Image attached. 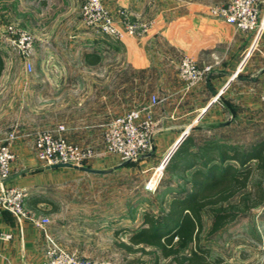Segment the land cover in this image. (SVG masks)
Segmentation results:
<instances>
[{
  "label": "rangeland",
  "instance_id": "rangeland-1",
  "mask_svg": "<svg viewBox=\"0 0 264 264\" xmlns=\"http://www.w3.org/2000/svg\"><path fill=\"white\" fill-rule=\"evenodd\" d=\"M100 1L119 35L116 32L117 36H111L103 29L89 25L85 13L91 8L92 0H0V53L6 62L2 78L8 79L1 82L4 85L0 84V88L5 91L0 97V141L7 143L12 134L16 137L11 147L16 159L10 177L18 174L28 180L40 168L26 158L21 160L23 156H18L16 144L33 140L37 159L35 141L38 134L54 132L60 126L66 127L65 137L69 143L94 151L95 158L86 167H100V170L118 167L125 162L109 154L104 143L108 124L114 118L143 107H133L117 117L91 119L94 124L99 121L93 129H79L91 121L80 117L76 107L61 112L66 115L64 118L58 114L54 118L52 111L44 107L45 104L41 109H36L35 105L38 104L30 101L31 88L26 84L28 79L34 77V69L31 67L30 71L29 66H32L35 48H40L38 56L42 64L47 61V49L50 50L51 46L75 45L77 33L83 29L114 41L128 38L141 40L155 27L158 13H161L164 17L162 20L167 24L192 13L217 18L212 10L230 0H142L144 4H149L148 12L143 11L147 13L144 16L132 10V0L130 4H126L128 0ZM134 1L140 4V0ZM143 10H146V6H143ZM24 36L31 40V45L22 50L20 42ZM55 49L52 48V52ZM252 128L246 125L245 129H227L219 140L232 147L248 149L253 143L264 139V129ZM157 131L155 129L152 133L153 142ZM164 152L159 156L155 153L148 159L131 162L108 175L87 176L64 169L65 176H55L54 182L43 186L44 190L38 192L40 200L51 201V208L47 212H36L27 206L32 198L28 189L31 181L24 179L20 184L4 187L22 189L27 195V215H32L34 219L49 218V228L54 230V236L50 233L53 238L63 248L84 260L99 264H174L160 256L157 261L154 254L128 253L118 246L121 242L129 243L132 233L142 226L146 212L157 216L166 213L172 196H179L180 191L188 188L182 176L166 169L169 162L165 166L162 164L168 151ZM37 164L43 163L37 159ZM251 165L255 167V163ZM254 184L255 179L251 181V186ZM251 192L250 187L230 202L207 208L203 212L202 245L212 250L214 258H221L222 264H264V205L252 208L247 213L241 210L240 205L241 200ZM232 208L239 210L238 219L222 232L211 236L216 215ZM152 250L147 248V251Z\"/></svg>",
  "mask_w": 264,
  "mask_h": 264
},
{
  "label": "crops",
  "instance_id": "crops-1",
  "mask_svg": "<svg viewBox=\"0 0 264 264\" xmlns=\"http://www.w3.org/2000/svg\"><path fill=\"white\" fill-rule=\"evenodd\" d=\"M143 2L140 0V4H135L132 0L131 7L136 14L144 16L147 13L143 11L148 12L149 4ZM140 5L146 6V10ZM163 18L158 13L155 27L141 40L114 41L83 29L77 33L75 45L47 49V61L42 64L38 56L40 48H35L32 60L34 77L26 83L31 88L30 101L38 104L36 109L45 104L54 118L57 114L64 118L66 115L61 112L76 107L80 117L91 121L79 129H93L99 121L94 124L91 119L123 115L133 107L149 105L153 96L165 98L153 109L158 122L154 140L156 155L168 151L162 164L188 137H192L197 146L211 141L229 145L219 140L227 129H245L246 125L252 129H264L261 103L264 94V37L246 58L253 34L238 31L212 15L192 13L169 24ZM52 48H56L55 52ZM185 56L193 58L201 68L212 67L206 79L188 93L184 92L178 73ZM3 61L5 70L6 62ZM5 81L8 79L1 75L0 84L4 85L1 82ZM4 92L0 88V97ZM15 149L18 156H23L21 160L27 159L40 168L28 180L14 174L2 185L20 184L24 179L31 181L28 189L32 198L27 206L36 212H47L51 201L40 200L38 192L54 182L55 176H65L64 169L47 170V166L37 164L33 140L20 141ZM183 195L180 191L179 196ZM48 230L53 235L54 230L49 227ZM0 231L12 236L0 243V264H46V239L31 221L20 222L12 213L0 210ZM204 248L210 250L214 258L212 250Z\"/></svg>",
  "mask_w": 264,
  "mask_h": 264
},
{
  "label": "trees",
  "instance_id": "trees-1",
  "mask_svg": "<svg viewBox=\"0 0 264 264\" xmlns=\"http://www.w3.org/2000/svg\"><path fill=\"white\" fill-rule=\"evenodd\" d=\"M3 70L0 54V76ZM166 169L182 176L188 190L181 191L183 197L171 200L166 213L157 216L146 212L142 226L132 233L129 243H118L119 248L128 253L154 254L157 261L160 256L174 264H222L221 258H212L210 250L202 246L203 212L230 202L250 187L252 192L240 202L241 210L247 213L264 205V139L246 149L214 141L197 146L188 137ZM239 215L234 208L217 214L210 235L224 230Z\"/></svg>",
  "mask_w": 264,
  "mask_h": 264
},
{
  "label": "built area",
  "instance_id": "built-area-1",
  "mask_svg": "<svg viewBox=\"0 0 264 264\" xmlns=\"http://www.w3.org/2000/svg\"><path fill=\"white\" fill-rule=\"evenodd\" d=\"M212 14L238 31L253 34V43L245 53L246 58L256 50L258 43L264 37V0H230L227 4L213 9ZM85 15L92 27L101 28L105 33L117 36V31L100 0H92L91 8L86 10ZM30 45L31 40L24 36L20 42V48L25 50L30 48ZM31 67L30 65V71L32 70ZM211 72V66L201 68L193 58L184 57L178 68L184 92L188 93L196 89ZM217 98L214 99V102L217 101ZM165 100V98L161 99L153 96L149 105L139 109L135 108L123 116L114 118L108 124L104 136L107 152L118 156L122 162H135L138 157L147 154L151 149L152 133L158 127L153 109ZM261 103L264 107V94L261 96ZM65 132L66 127L60 126L54 132L39 133L35 141L37 159L43 165L66 163L78 167L89 166L90 161L95 158L94 151L69 143L65 137ZM15 138V134H12L7 143L0 141L1 185L10 178L12 166L16 159L11 149ZM170 159L171 156L167 163ZM26 196V193L20 188L10 189L2 185L0 189V210L12 213L20 222L24 220L31 221L33 225L42 231L46 239V264H99L91 260H84L68 249L63 248L48 230L50 226L49 218L34 219L32 215L28 216L25 208ZM11 238L10 234L0 233V243Z\"/></svg>",
  "mask_w": 264,
  "mask_h": 264
},
{
  "label": "water",
  "instance_id": "water-1",
  "mask_svg": "<svg viewBox=\"0 0 264 264\" xmlns=\"http://www.w3.org/2000/svg\"><path fill=\"white\" fill-rule=\"evenodd\" d=\"M156 153V148H155V144L153 142V140L151 139V149L147 154L141 155L140 157H138L137 160H142V159H148L152 156H154ZM131 161H127L121 165H119L118 167H115L111 170H100V169H93V168H89V167H78L72 164H55V165H50L47 166L46 169L47 170H55V169H73L76 171H81V172H85V173H90V174H99V175H105V174H109L112 173L113 171L122 168L124 166H127L128 164H130Z\"/></svg>",
  "mask_w": 264,
  "mask_h": 264
}]
</instances>
